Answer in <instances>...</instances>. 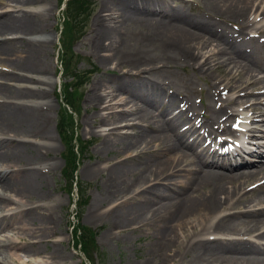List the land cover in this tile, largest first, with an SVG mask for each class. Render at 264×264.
Instances as JSON below:
<instances>
[{
  "label": "bare ground",
  "instance_id": "6f19581e",
  "mask_svg": "<svg viewBox=\"0 0 264 264\" xmlns=\"http://www.w3.org/2000/svg\"><path fill=\"white\" fill-rule=\"evenodd\" d=\"M45 1L0 0V213L22 200L37 203L17 214L19 229L37 236V242L4 243L12 257L18 251L45 252L58 226L53 213L39 204L50 199L44 190V169L50 168L40 166L43 148L53 149L51 105L34 102L45 99L44 91L21 85L38 84L39 76L49 72L45 43L32 39L48 30L47 14L22 9ZM191 5L193 16L168 0H105L94 18L92 51L103 54L106 66L113 63L118 77L94 82L85 99L94 110L92 122L104 127L101 150L110 155L105 167L81 170L104 177L106 193L97 201L108 208L99 213L96 202L88 219H109L101 238L109 239L114 230L144 235L152 264H264V244L256 241H264V141L249 148L250 163L236 158H242L244 145L219 143L221 150L235 146L224 153L210 147L217 145V131L240 136L229 119L248 113L239 118L249 120L240 125L248 130L239 131L264 137V119L261 127L255 123L257 116L264 117V41L254 39L264 35V25L257 29L255 19L258 12L264 17V0H196ZM224 20L240 27L230 30ZM251 27L255 36L249 34ZM133 32L139 34L136 44L126 39ZM178 67L211 80L203 120L195 116L192 78H173ZM247 96L251 101L243 100ZM155 109H161L158 116ZM241 235L251 238L232 237ZM57 248L53 245L48 258L62 262Z\"/></svg>",
  "mask_w": 264,
  "mask_h": 264
},
{
  "label": "rangeland",
  "instance_id": "374dc122",
  "mask_svg": "<svg viewBox=\"0 0 264 264\" xmlns=\"http://www.w3.org/2000/svg\"><path fill=\"white\" fill-rule=\"evenodd\" d=\"M195 1L196 0H184L183 2L182 0H168V3L177 10L184 12L189 16H193L195 15V12L192 9L191 4ZM104 2L105 0H89L91 6L90 10L86 12L87 20L82 29H79V31H69L67 25L64 24L65 21L62 13L63 7L60 6V0H47L38 6L22 8L25 11L47 14L48 30L38 36H33L32 39L45 43L46 63L49 72L45 76H39L41 81L38 84L26 83L21 85L35 90L44 91L46 93L45 99L36 100L34 102L43 105H51L48 115L50 118V126L54 135L52 141L53 149L51 151H47L46 146V148H43L42 152L44 155V162L42 163L43 165L40 166L45 167V165L48 164L50 168L44 169L46 171V186L44 190L48 193L50 199H47L45 202L39 204L43 205L49 214L53 213L52 216L54 217V221L56 223L58 222V226L56 227L54 237H50V239L47 240L49 243L47 244L45 252L42 251L39 255H27L18 251L15 253L16 256L12 257V251L5 250L4 247H1L4 243L13 241L22 245H31L32 243L37 242V236L29 237L27 233H23L19 229V216L17 215L19 211L32 208L37 203H35L36 201L34 200H22L18 206H12L11 209H7L5 212L0 213V264H82V262H85L82 252L74 246L73 238L70 234L71 225L75 222V220L72 219V214L75 213V211L74 207L70 204L72 197V195H70L71 188L68 186V181L65 180V177H70V174L66 175L67 168L65 155L67 154V147L65 145L63 146V140L57 127L58 119L61 120V117L66 119L67 115H70V108L64 107L60 104L61 100L59 98L63 91V84H69L70 82V79H66L64 77L65 75H61L60 72L61 69L63 71L61 63L63 56H65V59H72L68 73L75 72L82 74L86 72L87 75L86 78L83 79L80 89H78V93L76 92L74 94L76 99V107L74 111L76 112V115L75 117L71 115L73 121L71 129L73 131V135L77 136V141L80 144L79 161L75 163L73 175H75L74 178L77 179L85 193L84 200L82 201L85 206L81 212V222H79V224L90 228L95 234V245L97 249L91 254V264H152L151 258L146 254L145 245L147 239L144 235L135 233L134 236H130L128 235L130 232L114 230V235H112L109 239H105L103 237L101 238L100 235L104 232L106 233L109 229V219H102V222L100 221L95 223L88 219V215H90L89 209L93 207V204L97 202L96 204L99 213H102V210L105 211L108 208V205H99V202L97 201V198L102 194V192L106 193V191L103 190L104 177H92L81 172V170L94 164L105 167L106 157H109L110 155H106L101 150L102 138L100 137V134L102 133L100 131L101 129H104V127L92 122L94 110L85 104V99L88 89L91 88L94 82L100 81L105 83L116 80L118 77V75L113 71V63L106 66L101 62V56L103 54L101 53L99 55H95L92 51V38L95 31L94 18L101 11ZM2 9L3 6H0V12ZM15 10L16 9H13V11ZM259 14L260 12L255 14V19L259 21V23H256L257 29L264 25V17L260 18ZM224 23L230 28V30H235L237 27H240L237 22L235 23L233 21L224 20ZM248 31L250 36L256 35V30L253 27L248 29ZM77 32L79 33L77 34ZM138 37L139 34L133 32V35L127 36L126 39L129 43L136 44L139 42ZM7 38H11V36H7ZM254 39L264 41V35L255 37ZM73 69H75V71H73ZM173 76V78L177 81L192 78V85L195 91V93L192 94V97L197 106L195 116L200 117L199 119L203 120L201 114H204L205 116L206 113H209L207 108V96L208 94L211 95V91L209 90L211 80L201 75L192 77L189 69H184L182 67L175 69L173 71ZM258 77H262V75H258ZM222 86L223 85H220V87ZM247 91H250V89L244 90V92L241 91L239 94H243ZM168 92L169 94L173 93V89H168L167 93ZM226 93L227 91L225 90L224 94ZM226 96L227 94L223 97ZM117 99L119 98L117 97ZM251 99V97L247 96L243 100L251 101ZM160 110H153L155 116H158L161 113ZM228 112H230V110ZM101 113L104 114L106 112L100 111V114ZM85 118L88 123H85ZM256 118L258 121L255 123L259 125L258 127H261L260 125H262V123L259 121L263 120L264 117L257 116ZM233 119L234 117H231L229 120L232 122ZM123 129L126 131L128 128ZM216 133L217 135L219 134L218 131ZM219 136L226 137L225 132L220 133ZM261 136V133H258L257 135L251 137V139L259 140L263 138ZM255 144L257 143L255 142ZM39 145L43 147L42 142H39ZM253 147L255 148L256 146ZM245 157L248 156L245 155ZM239 160L243 161L241 159ZM11 197L15 202L19 200L16 197ZM244 209L245 208L240 207L237 210ZM234 211L236 210H232L230 212ZM222 213H219L218 215ZM2 216H4L5 219L1 221ZM256 241L264 243L263 240ZM53 245L56 248L59 247L60 251L63 252L64 261H54L53 259L48 258V253L52 252L51 248ZM17 256L21 258V260H15ZM177 263L178 262L173 264Z\"/></svg>",
  "mask_w": 264,
  "mask_h": 264
},
{
  "label": "trees",
  "instance_id": "16d2710c",
  "mask_svg": "<svg viewBox=\"0 0 264 264\" xmlns=\"http://www.w3.org/2000/svg\"><path fill=\"white\" fill-rule=\"evenodd\" d=\"M90 4L86 0H68L65 4V10L63 12L65 25H67L68 30H77L82 29L84 23L87 20L86 12L89 10ZM79 32H77L78 34ZM65 56L62 58V66H63V73L65 74V78L72 79L71 84H67L64 86L62 91V96L65 102V105L70 106L72 109L76 107V99L74 94L77 92L79 88V84L77 83V78L80 80L83 75H76V73H68L70 70V64L72 59L68 58L65 59ZM74 80V82H73ZM73 124L71 115H67V118L61 117L59 123V134L62 137L64 145L67 147V154L65 155L66 159V175L70 174V177H65L67 181H70L69 187H71V183H73V172L75 168V163L77 160L78 148L76 149L73 143V131L71 126ZM78 188V196L81 201L84 200L85 193L84 189L81 185L77 184ZM75 231V243L78 245L80 244L81 250L86 256V258L90 261L91 254L93 251H96V245L94 241V234L82 227H78L74 229Z\"/></svg>",
  "mask_w": 264,
  "mask_h": 264
}]
</instances>
